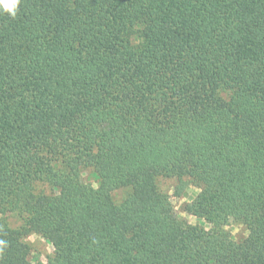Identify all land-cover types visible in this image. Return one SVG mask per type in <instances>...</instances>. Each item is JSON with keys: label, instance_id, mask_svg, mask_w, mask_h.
<instances>
[{"label": "trees", "instance_id": "trees-1", "mask_svg": "<svg viewBox=\"0 0 264 264\" xmlns=\"http://www.w3.org/2000/svg\"><path fill=\"white\" fill-rule=\"evenodd\" d=\"M0 264H264V0L0 12Z\"/></svg>", "mask_w": 264, "mask_h": 264}, {"label": "rangeland", "instance_id": "rangeland-1", "mask_svg": "<svg viewBox=\"0 0 264 264\" xmlns=\"http://www.w3.org/2000/svg\"><path fill=\"white\" fill-rule=\"evenodd\" d=\"M222 96L225 95L222 94ZM83 179L86 182L91 183L93 187H96V181L92 177L90 170H85V172L83 173ZM172 184H173L172 182L164 180L159 183V186L164 192L168 193V195L170 196V201L173 205L174 213L181 220H183L188 224L191 225L200 224L195 217L183 212V205L187 203L189 198L193 197L194 193L197 191L195 187L190 186L189 190H187L188 194L185 198H177L173 196L172 191L169 189ZM7 221L8 224L11 225L12 227H17L19 225V220L17 219V217L15 218L14 216H10L7 219ZM225 230L228 232V234H230L231 239L234 241H238L246 235V231L244 227L238 223H230L225 228ZM26 242L30 247V259L32 261H45L46 257L52 253L51 245L40 236H37L35 234H30L26 238Z\"/></svg>", "mask_w": 264, "mask_h": 264}, {"label": "clouds", "instance_id": "clouds-1", "mask_svg": "<svg viewBox=\"0 0 264 264\" xmlns=\"http://www.w3.org/2000/svg\"><path fill=\"white\" fill-rule=\"evenodd\" d=\"M21 0H0V12L6 13L10 18L15 19Z\"/></svg>", "mask_w": 264, "mask_h": 264}]
</instances>
